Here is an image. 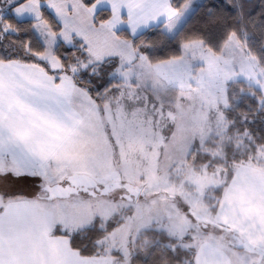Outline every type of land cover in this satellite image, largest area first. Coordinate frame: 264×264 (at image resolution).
Returning <instances> with one entry per match:
<instances>
[{
	"label": "snow or ice",
	"instance_id": "6c2138e0",
	"mask_svg": "<svg viewBox=\"0 0 264 264\" xmlns=\"http://www.w3.org/2000/svg\"><path fill=\"white\" fill-rule=\"evenodd\" d=\"M253 17L259 33L243 26ZM0 21V38H25L23 55L0 50V264H161L177 255L264 264V138L246 136L213 173L159 198L120 181L110 189L107 166L108 150L138 132L134 114L115 122L116 104L134 113L149 101L156 108L177 82L204 87L225 47L239 48L240 72L259 65L264 75V0H7ZM122 189L131 194L118 204L111 193ZM152 231L158 243L145 236L149 247L137 248Z\"/></svg>",
	"mask_w": 264,
	"mask_h": 264
},
{
	"label": "rangeland",
	"instance_id": "374dc122",
	"mask_svg": "<svg viewBox=\"0 0 264 264\" xmlns=\"http://www.w3.org/2000/svg\"><path fill=\"white\" fill-rule=\"evenodd\" d=\"M6 2L0 0V9ZM32 7L33 11L24 12L21 19L33 18L35 6ZM4 11L6 14L7 10ZM46 38L51 39L50 36ZM214 55H217L218 63L212 66L204 87L190 86L186 80L177 82L174 90L170 88L165 93L163 101H157L156 108L149 101L146 107H135L134 113L128 111L123 102L114 106L115 122L118 124L125 115L134 114L138 132L131 138H124L120 149L115 152L108 150L107 166L114 178L112 183L120 181L132 184L146 196L153 189H158L155 192L157 198L166 195L164 188H183L187 191L193 187L194 177L203 174L205 169L208 174L213 173L220 163L211 165L210 161H206L195 165L198 152L219 158L226 146L232 148L239 143L243 148L246 145L245 137L250 134L247 131L229 130L226 109L233 107L243 94L252 93L251 89L261 92L264 75L259 74V65L252 69L245 68V72L239 71L242 62L239 48L230 51L225 47L223 57ZM196 59L199 60L198 53ZM251 71H257L258 76H252ZM261 95L264 97V92ZM169 133L172 135L169 136ZM165 136H168L167 141ZM0 165L6 166L4 163ZM31 191L34 190L25 191V195ZM122 192L125 196L131 194L123 189L111 193L118 204L126 202L121 199ZM135 235L133 230L132 236ZM137 240L135 244L138 248Z\"/></svg>",
	"mask_w": 264,
	"mask_h": 264
},
{
	"label": "trees",
	"instance_id": "16d2710c",
	"mask_svg": "<svg viewBox=\"0 0 264 264\" xmlns=\"http://www.w3.org/2000/svg\"><path fill=\"white\" fill-rule=\"evenodd\" d=\"M255 2V0H253ZM8 14V13H6ZM9 18L12 21L13 25L17 24V19L15 17H12L9 15ZM22 22L19 23V27L22 31L29 29L30 27V21L31 19H21ZM253 20H256L255 17H253ZM6 23V21H4ZM53 25L55 24V21L52 22ZM243 26L245 29L251 32H257L261 30L260 23L258 20H256L255 25H253L252 20L245 19L243 21ZM122 35H126V32H122ZM195 35V34H193ZM148 39H154L152 37H148ZM25 38L20 35H16L15 33L9 32L3 36V38H0V50L6 51V52H14L20 55H23L25 51ZM260 41L258 38H253V44L256 45ZM33 46L38 47L39 46V40L33 39ZM255 50V49H254ZM77 56L80 59H86V57H83L80 55V53H77ZM69 58H71V53L69 54ZM101 73L104 74L108 71L107 66L100 69ZM95 78V77H94ZM87 80L85 79V83ZM252 93H245L241 96L240 100L233 105L230 109H226V115L227 118L230 121L229 130H236L238 132H244L247 129L248 134H250L253 137H256L257 139L264 138V110H254L256 105V99L255 96H253V92L257 96H261V92L256 89L255 91L251 89ZM225 150L231 152L232 148L231 146H226ZM210 161L211 165L217 164L220 162L219 158H214L210 154H205L198 152L195 156L194 164L200 165V163ZM210 165V166H211ZM145 236L147 237V241L150 242H157L156 237L157 234L152 231L145 233L143 236H140L137 240V243L141 245L144 243ZM149 243H144V247L148 248ZM140 247V246H139ZM138 247V248H139ZM143 259V257H141ZM187 264V258L185 256L177 255L176 257H164L162 258L161 264Z\"/></svg>",
	"mask_w": 264,
	"mask_h": 264
},
{
	"label": "water",
	"instance_id": "95a60500",
	"mask_svg": "<svg viewBox=\"0 0 264 264\" xmlns=\"http://www.w3.org/2000/svg\"><path fill=\"white\" fill-rule=\"evenodd\" d=\"M118 186V183H112L111 185H110V189L111 188H115V187H117ZM123 187H126V188H128V189H130V188H136L137 189V187H135V186H133L132 184H129V183H123Z\"/></svg>",
	"mask_w": 264,
	"mask_h": 264
},
{
	"label": "crops",
	"instance_id": "0c3cea01",
	"mask_svg": "<svg viewBox=\"0 0 264 264\" xmlns=\"http://www.w3.org/2000/svg\"><path fill=\"white\" fill-rule=\"evenodd\" d=\"M25 19H29V18H25ZM124 27L126 28V27H127V25H125ZM0 163L2 164V163H4V161H0ZM4 164H5V163H4ZM6 166H7V165H6ZM0 167H1V165H0ZM13 250L15 251V250H17V249L14 247V249H13Z\"/></svg>",
	"mask_w": 264,
	"mask_h": 264
}]
</instances>
